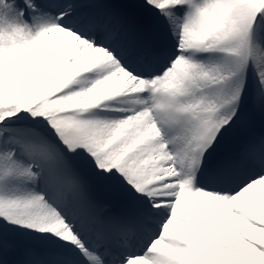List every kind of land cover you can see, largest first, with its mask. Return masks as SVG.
I'll return each mask as SVG.
<instances>
[{"label":"snow or ice","instance_id":"snow-or-ice-1","mask_svg":"<svg viewBox=\"0 0 264 264\" xmlns=\"http://www.w3.org/2000/svg\"><path fill=\"white\" fill-rule=\"evenodd\" d=\"M0 264H264V0H0Z\"/></svg>","mask_w":264,"mask_h":264},{"label":"rangeland","instance_id":"rangeland-1","mask_svg":"<svg viewBox=\"0 0 264 264\" xmlns=\"http://www.w3.org/2000/svg\"><path fill=\"white\" fill-rule=\"evenodd\" d=\"M257 125H259V123L257 122ZM244 133H238L232 140H230L225 147L227 148H235L238 147L240 140L242 139ZM117 210V209H114Z\"/></svg>","mask_w":264,"mask_h":264},{"label":"bare ground","instance_id":"bare-ground-1","mask_svg":"<svg viewBox=\"0 0 264 264\" xmlns=\"http://www.w3.org/2000/svg\"><path fill=\"white\" fill-rule=\"evenodd\" d=\"M254 131H255V132H259L260 130L257 131V128L255 127V128H254Z\"/></svg>","mask_w":264,"mask_h":264}]
</instances>
